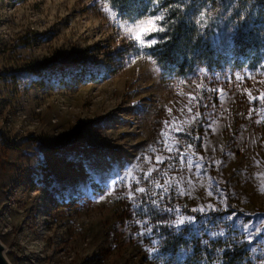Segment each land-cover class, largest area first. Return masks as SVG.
<instances>
[{"label": "rangeland", "instance_id": "obj_1", "mask_svg": "<svg viewBox=\"0 0 264 264\" xmlns=\"http://www.w3.org/2000/svg\"><path fill=\"white\" fill-rule=\"evenodd\" d=\"M160 17L123 19L109 0H0L11 264H195L192 248L164 250V228L228 235L213 214L264 264V71L165 74L150 50ZM235 27L220 19L213 44L232 43Z\"/></svg>", "mask_w": 264, "mask_h": 264}, {"label": "trees", "instance_id": "obj_2", "mask_svg": "<svg viewBox=\"0 0 264 264\" xmlns=\"http://www.w3.org/2000/svg\"><path fill=\"white\" fill-rule=\"evenodd\" d=\"M117 14L128 20L139 19L161 12L156 43L150 47L151 54L168 75L186 76L198 66L209 70H261L264 71V0H109ZM235 25L232 43L223 48L213 44L212 35L220 19ZM81 77L98 80L100 77L90 67H81ZM86 78V79H87ZM195 142L201 146L202 139ZM158 222L164 214L152 210ZM166 215V214H165ZM222 214L211 215L207 221L221 225L228 235L209 237L207 241L194 236L186 239L190 228L174 234L164 228L162 241L165 251L173 259L182 247L191 249L189 254L195 264L203 262L221 264H252L253 255L249 244L238 231L230 233ZM227 220V219H226ZM228 226V227H227ZM232 228V227H230ZM203 241V242H202Z\"/></svg>", "mask_w": 264, "mask_h": 264}, {"label": "water", "instance_id": "obj_3", "mask_svg": "<svg viewBox=\"0 0 264 264\" xmlns=\"http://www.w3.org/2000/svg\"><path fill=\"white\" fill-rule=\"evenodd\" d=\"M5 248L4 245L0 241V264H10L9 260L5 256Z\"/></svg>", "mask_w": 264, "mask_h": 264}, {"label": "snow or ice", "instance_id": "obj_4", "mask_svg": "<svg viewBox=\"0 0 264 264\" xmlns=\"http://www.w3.org/2000/svg\"><path fill=\"white\" fill-rule=\"evenodd\" d=\"M157 19H163V18L160 17V18H157ZM149 23L151 24L152 22L149 21ZM150 30L158 32V31H160L161 29H158V28H156V27L153 25V27H152ZM137 38L139 39V36H138ZM152 43L155 44L156 41H152ZM37 163H38V164H41V163H43V161L40 160V161H38ZM139 191H140V192H144L145 190H144L143 188H141V189H139ZM183 223H185V222H184L183 220H181V224H183Z\"/></svg>", "mask_w": 264, "mask_h": 264}, {"label": "bare ground", "instance_id": "obj_5", "mask_svg": "<svg viewBox=\"0 0 264 264\" xmlns=\"http://www.w3.org/2000/svg\"><path fill=\"white\" fill-rule=\"evenodd\" d=\"M5 252V251H4ZM11 264V263H10Z\"/></svg>", "mask_w": 264, "mask_h": 264}]
</instances>
